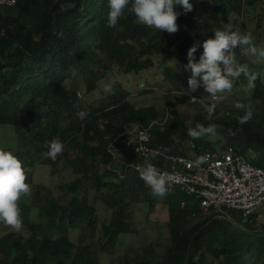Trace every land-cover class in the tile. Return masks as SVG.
Here are the masks:
<instances>
[{"label": "trees", "instance_id": "trees-1", "mask_svg": "<svg viewBox=\"0 0 264 264\" xmlns=\"http://www.w3.org/2000/svg\"><path fill=\"white\" fill-rule=\"evenodd\" d=\"M189 2L193 8L186 14L175 7L181 15L174 34L140 24L131 5L116 28L108 27V0H18L0 8V126L14 128L13 154L32 188L29 198L18 201L22 231L0 222V264H264L259 210L249 217L210 212L193 223L205 211L179 191L163 197L168 218L155 223L169 233L164 249L158 237L117 251L124 235L139 236L135 213L146 211L148 217L158 202L130 166L143 162L124 161L116 152L114 144L130 129H149V146L159 151L149 161L162 168L169 156L233 147L244 156L258 153L253 163L264 169V75L252 55L235 49L237 61L260 74L254 89L242 75L211 116L198 102H192L189 115L179 108L191 102L189 96L208 95L202 87L188 93V49L229 26L244 34L251 22L258 48L264 41V0ZM202 51L195 53L197 61ZM150 72L162 80L153 84L146 77ZM137 76L142 88L140 81L128 82ZM108 83L113 93L103 91ZM158 91L173 101L165 110L144 103L149 96L159 99ZM237 102L252 108V118L242 125L245 111L234 106ZM78 111L88 115L81 120ZM186 121L193 128L219 125L217 134L193 139ZM77 137L79 147L64 151L56 162L44 157L53 139L66 146ZM39 165L49 167L51 185L35 184ZM56 176L65 180L55 184Z\"/></svg>", "mask_w": 264, "mask_h": 264}, {"label": "clouds", "instance_id": "clouds-1", "mask_svg": "<svg viewBox=\"0 0 264 264\" xmlns=\"http://www.w3.org/2000/svg\"><path fill=\"white\" fill-rule=\"evenodd\" d=\"M131 5L130 11L135 15L137 21L149 28L166 31L174 34L178 31L177 19L181 15L175 10L176 6H182L186 14L192 11L193 5L189 0H108L107 26L116 28L124 10ZM203 49L197 61L195 53L199 48ZM240 48L242 55H258L264 58V49H258L253 45L251 33L242 34L239 30L233 31L226 27L223 30H216L214 38L200 42H194L187 52V64L184 71L190 72L188 78V93L198 88H203L208 94L198 101L194 96H189L191 102H198L211 116L215 113L217 105L227 99L231 93L233 81L242 75L247 80V88L254 89L255 81L260 74L249 69L247 64H240L236 59L235 49ZM103 91L113 93L111 83L105 84ZM186 93V95L188 94ZM237 109H243L245 115L240 118L242 125L252 118L251 105L237 102L234 105ZM88 115L86 111H78L77 116L83 120ZM191 121H186L188 135L193 139L203 136H215L219 125L210 124L205 127L196 124L191 127ZM242 129H237L240 131ZM235 135V132H230ZM65 149L64 143L59 139H53L48 145V151L43 153L45 158L56 162L58 155ZM142 147H137L140 152ZM207 160L206 156L198 157L196 164L199 165ZM140 178L151 189V194L157 197H164L170 191L169 176L160 172L151 163L145 167H138ZM27 170L23 163L11 152L0 149V222L10 227L15 232L22 231L23 222L18 207V201L23 195L30 194V186L26 183Z\"/></svg>", "mask_w": 264, "mask_h": 264}, {"label": "built area", "instance_id": "built-area-1", "mask_svg": "<svg viewBox=\"0 0 264 264\" xmlns=\"http://www.w3.org/2000/svg\"><path fill=\"white\" fill-rule=\"evenodd\" d=\"M17 2L0 0V8L14 7ZM133 133V154L143 163H132L131 168L137 171L138 167L151 163L160 172L167 173L169 192L179 191L194 198L205 212L219 217H229V211L242 212L245 217H249L264 206V169L250 162L235 148L209 150L201 155L193 151L188 156H169L168 167L162 168L149 161L159 155L158 150L149 146V129L135 127ZM137 147H142V150L137 152ZM191 148L194 149L193 144ZM201 156H206L207 160L197 165L196 160Z\"/></svg>", "mask_w": 264, "mask_h": 264}, {"label": "rangeland", "instance_id": "rangeland-1", "mask_svg": "<svg viewBox=\"0 0 264 264\" xmlns=\"http://www.w3.org/2000/svg\"><path fill=\"white\" fill-rule=\"evenodd\" d=\"M254 31H255V25L253 22H251L249 26H247L244 34L251 33L253 45L255 46V44L257 45V43H256ZM258 49H264V41H261L259 43ZM252 59H254L256 63H258L264 75V58L259 57L258 55H255V56L252 55ZM146 77L153 84L162 80V76L160 74H156L153 72L148 73ZM141 79L142 77L137 76V78H134L131 81L129 80L128 82L131 85H136L137 82L140 81L137 86H139V88H142L141 85L144 84V82ZM157 94L158 96H160L159 99H153L152 96H149L146 99H143V100H146L144 103L148 105L155 104L160 110H165L167 106H171L173 104V101L166 99V96L162 95L159 91L157 92ZM93 96L99 98L101 97V94L95 93ZM179 108L186 115H189L194 112V104L192 102L186 103L184 105L181 103ZM167 121H168V118L166 119L165 123ZM133 130L134 129H130L127 134V137L117 140L114 146H115V149H117L116 152H118V154L121 156V158L124 159V161H130L131 159H137V162L141 163L143 162V160L137 158L133 154V141L135 139V134L133 133ZM80 142H81L80 137L72 139L71 141L67 143L64 151H73L77 149L80 145ZM15 145H16V137L14 133V128L11 126H3V125L0 126V149L9 151V148H10L12 150L11 152L13 153V149L15 148ZM259 156L260 155L258 153L250 150L247 152L246 157L250 160V162L253 163L254 159H257ZM34 177H35L34 178L35 184L42 183L45 185H51L53 182L51 178L50 169L47 166H43V165L37 166ZM54 179H55L54 181L55 184H57L58 182H61L62 180H65V178H59L58 176L54 177ZM30 189H31L30 194L21 196V199H20L21 201L26 200L27 198L30 197L32 193V188L30 187ZM155 198L158 200V202L156 203L155 210L153 213H151V215L147 217L146 211H138L135 213L134 217L136 220L137 227L139 229V236L136 237V236H131V235H124L122 237L123 244H121L117 248V251L119 253H125L127 250H129L131 247H134V246L141 247L142 245L146 243H154V241H156L158 237H161V244H160L161 248L164 249L167 246L168 239H169L168 231L167 230L159 231L157 227L155 226V223L157 221L160 222V224H162L168 218L167 209L162 202L163 197L155 196ZM145 210H147V208H145ZM259 214L260 215H259L258 224H257L258 228H260V226H264V206L259 209ZM209 215H210V212H205L204 214H202L200 218L193 221V223ZM3 232H4L3 229H0V235H2ZM213 241H215L214 238L209 240L206 243V245H209Z\"/></svg>", "mask_w": 264, "mask_h": 264}]
</instances>
